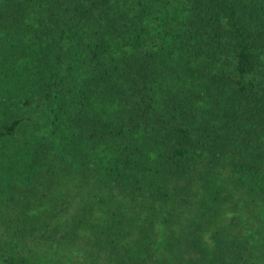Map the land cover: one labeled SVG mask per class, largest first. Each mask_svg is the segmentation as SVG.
<instances>
[{
	"label": "trees",
	"instance_id": "obj_1",
	"mask_svg": "<svg viewBox=\"0 0 264 264\" xmlns=\"http://www.w3.org/2000/svg\"><path fill=\"white\" fill-rule=\"evenodd\" d=\"M0 264H264V0H0Z\"/></svg>",
	"mask_w": 264,
	"mask_h": 264
}]
</instances>
